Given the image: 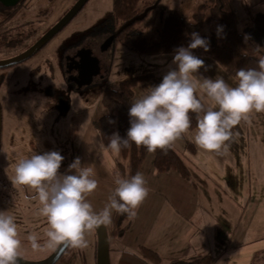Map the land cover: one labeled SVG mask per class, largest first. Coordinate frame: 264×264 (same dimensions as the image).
Here are the masks:
<instances>
[{"label":"rangeland","instance_id":"374dc122","mask_svg":"<svg viewBox=\"0 0 264 264\" xmlns=\"http://www.w3.org/2000/svg\"><path fill=\"white\" fill-rule=\"evenodd\" d=\"M77 0H40L36 7L43 3L48 13L41 27L37 22L29 24L40 33L57 23ZM207 0H158L157 6L143 19L139 26L144 30L148 41L160 38L163 17L169 9H176L190 21L193 14ZM238 14L239 25L249 19V13L264 12L262 0H230ZM258 1V4H254ZM33 10V8H32ZM35 11L29 12L35 17ZM113 14V0H88L83 9L66 25L26 66L0 68L4 77L0 80V101L2 105L3 123L0 148V211H9L17 220L19 239L22 242L20 255L30 261H38L52 254L60 242L50 243L46 235L49 224L46 217L39 214L41 207L35 189L24 185H14L16 162L32 154H43L48 151H58L64 159L59 169L60 174H74L68 171V166L79 157L84 167L94 170V178L98 181L96 190L87 196V201L93 209L104 207L105 199L99 196L97 190L107 187V178L113 185L116 179L115 168L118 161L124 167H119L122 176L129 173L130 161L121 151L117 154L107 150L100 137L94 121L108 113L102 99L107 87L119 89L124 79L153 73L157 79L147 80L135 89V96L129 102L142 97L150 87L158 85L163 76L176 67L172 63L175 53L139 54L118 43L107 50H101V44L107 38L106 33H95V26L106 21ZM8 25L0 23V59L10 56L4 52L3 46L10 32ZM218 22L206 24L201 37L209 41V49L197 48L192 53L204 60L198 77L215 79L221 76L235 87V78L215 60L210 50L211 33H217ZM7 29V30H6ZM30 32V35H31ZM3 34L6 36L3 37ZM36 37L30 39L34 41ZM91 42V49L102 62L101 70L106 78L97 76L91 85L78 89L75 83L68 82L65 67L61 61L73 57L83 46ZM90 45V44H88ZM64 47V48H63ZM62 58V60H61ZM38 66V67H37ZM50 89L52 91H50ZM235 141L229 142L227 153L220 155L215 152L197 148L192 137L196 128L190 129L178 138L172 147L178 150L195 168L204 171L211 180L214 190L232 193L238 198L245 209L255 204L264 207V190L261 189V178H254L255 169L264 173V113L252 112L249 121H241L235 127ZM193 146L194 150L190 148ZM177 151V152H178ZM179 153V154H180ZM153 154L146 156L141 173L153 175ZM152 169V171H150ZM155 169V166H154ZM156 171V169H155ZM194 173L197 171L194 170ZM256 171V172H257ZM161 175L164 179L154 180L155 190L163 191L160 200L162 205L172 207V204L187 209L186 200L192 203L198 201L195 191L205 188L202 182H197L195 175L185 178L181 175ZM179 174V173H178ZM191 179V183L189 182ZM209 181V180H208ZM150 185V184H149ZM113 189V188H112ZM191 196V197H190ZM92 197H95L93 199ZM100 197V198H99ZM104 199V200H103ZM101 201V202H99ZM108 202V198L106 199ZM223 207H229L225 199ZM195 213L192 210V217ZM130 220V219H129ZM111 228V223L108 224ZM246 232H243L245 234ZM256 243L264 241V230H256ZM37 235L39 247L33 248L27 237ZM90 233H86L87 239ZM110 236V233H109ZM251 238V236H250ZM93 245V240H90ZM97 242V239L95 240ZM87 257L86 248H77L76 253ZM141 253V252H140ZM142 254V253H141ZM63 262V261H58ZM66 264V263H58Z\"/></svg>","mask_w":264,"mask_h":264},{"label":"clouds","instance_id":"9594fccd","mask_svg":"<svg viewBox=\"0 0 264 264\" xmlns=\"http://www.w3.org/2000/svg\"><path fill=\"white\" fill-rule=\"evenodd\" d=\"M222 30L218 26L217 34ZM198 47L207 51L209 41L193 32L188 46L175 51L172 63L176 67L158 85L132 101L126 137L119 133L110 137L108 147L113 152L118 154L130 142L150 153L158 149L166 152L190 131V113H194L197 126L193 143L197 148L223 155L229 142L235 141L233 129L241 121H249L252 112L264 113V55L257 57V67L236 72L233 87L221 76L211 79L195 75L205 64L191 51ZM63 159L58 151L21 158L12 178L14 185L36 190L41 205L39 214L46 217L50 226L46 233L50 243L67 242L71 247L85 248L86 233L110 224L113 211L127 215L130 220L136 217L137 209L149 194L143 173L126 178L117 176L109 202L97 213L87 201L98 186L94 170L82 166L77 157L68 166V171L74 170V174H60ZM27 239L34 249L39 247L37 235L30 234ZM21 245L16 216L0 211V264H19Z\"/></svg>","mask_w":264,"mask_h":264},{"label":"crops","instance_id":"0c3cea01","mask_svg":"<svg viewBox=\"0 0 264 264\" xmlns=\"http://www.w3.org/2000/svg\"><path fill=\"white\" fill-rule=\"evenodd\" d=\"M262 2L264 6V0ZM254 4H258V1ZM238 26L240 31L261 44L264 50V30L261 29L264 27V12H250L247 22L240 26L238 21ZM181 157L191 170L192 180L194 181V175L197 173L196 181L205 185L204 189L195 191L198 201L192 203L187 199L188 207L185 211L173 204L172 207L162 205L160 200L163 191L155 190V184L159 179H164L161 175H175L174 172H177L161 174L157 173L153 166L154 178L152 174H143L149 194L137 209L136 217L128 223V230L122 235H114L108 227L111 264H153L138 254L140 246L157 251L165 263L173 260L190 261L208 256L209 264H264V241L256 243L253 233L256 230H264V207L252 204L245 209L232 193L214 190L206 173L195 168L183 155ZM193 169L197 172L194 173ZM256 171L255 169L254 178L251 180L260 177L261 189L264 190V173ZM154 180L156 183H153ZM192 180L189 179V182ZM106 181L108 186L97 192L102 198H108L109 202V196L116 185H113L109 178ZM106 199L104 206L108 203ZM223 199L227 201L229 207H223ZM103 208L93 210L98 213ZM192 210L195 213L194 217ZM114 213L115 211L112 213V219ZM88 233L90 236L88 235L86 239L88 243L85 247L88 259L83 253L75 252L72 259L56 264H97L95 242L97 234L95 230ZM90 240H93V245Z\"/></svg>","mask_w":264,"mask_h":264},{"label":"trees","instance_id":"16d2710c","mask_svg":"<svg viewBox=\"0 0 264 264\" xmlns=\"http://www.w3.org/2000/svg\"><path fill=\"white\" fill-rule=\"evenodd\" d=\"M157 4L158 0H113L112 16L95 26L92 31L95 33H106L107 37L113 36L112 45L120 43L141 55L169 54L175 53L179 47H187L191 42V34L193 32L201 35L202 29L206 24L217 21L218 26H222L223 30L219 35L216 32L209 35L210 50L213 58L221 63L233 78H235V74L240 68L257 67V57L264 55L261 44L259 45L247 33L239 30L238 14L230 0H207L200 5L199 11L193 14L192 21L178 10L169 9L163 17L160 38L151 42L148 41L144 30L139 26L141 20L138 19L132 25L119 32V29L128 21L150 8L147 11L148 15ZM261 29L264 30V27H261ZM34 32H31V38L36 36L37 31L33 35ZM5 39H7L6 42H10L7 36ZM88 44L86 46H91V42ZM257 47L261 48V50L257 51ZM3 77L4 75L0 74V80ZM155 79L157 78L153 73H148L122 80L119 89L110 87L105 89L102 103L108 109V113L95 120L94 125L107 150L110 149L108 144L113 133H119L121 137H126L127 130L130 127L129 102L135 96L136 87L141 83H146L145 81L147 80ZM190 117L192 120L191 129H194L197 126L196 114L190 113ZM233 130L236 131L235 128ZM190 148L194 150L192 145ZM121 153L124 157L129 158L130 170L129 173L122 176L119 167L124 166L121 161H118V166H114L115 175L126 178L135 175L137 172L141 173L146 156L150 152L145 147H137L130 142V146L122 148ZM152 154L157 173L176 171L185 178L192 176L189 166L172 146L166 152L158 149ZM129 222L127 215H120L115 212L111 224V233L114 235L124 234L128 230ZM75 252L76 248L69 245L61 256L60 261L72 259ZM138 254L153 264L210 263L208 256L190 261L173 260L165 263L157 251L147 246H140Z\"/></svg>","mask_w":264,"mask_h":264},{"label":"water","instance_id":"95a60500","mask_svg":"<svg viewBox=\"0 0 264 264\" xmlns=\"http://www.w3.org/2000/svg\"><path fill=\"white\" fill-rule=\"evenodd\" d=\"M5 3L4 0H0ZM88 0H77L75 4L67 11V13L52 27H50L44 35H42L33 45H31L24 52L16 55L12 58L0 59V68L9 67L18 64L40 51L51 39H53L66 25H68L74 17L83 9ZM148 8L145 12L133 18L124 24L119 32L132 25L137 19H143L147 15ZM114 41L113 36H109L101 45V50H107ZM74 61L77 62V66L68 60L66 73L68 75V81L75 83L78 89H82L85 85H91L95 77L102 75V62L99 57L93 53L91 46H83L77 54L74 56ZM2 105L0 101V148L2 139ZM97 234V264H111V245L110 236L107 225H101L95 229ZM70 244L67 242H60L56 250L47 256L46 258L38 261H30L20 255L18 258L19 264H56Z\"/></svg>","mask_w":264,"mask_h":264},{"label":"flooded vegetation","instance_id":"af4514ba","mask_svg":"<svg viewBox=\"0 0 264 264\" xmlns=\"http://www.w3.org/2000/svg\"><path fill=\"white\" fill-rule=\"evenodd\" d=\"M4 1H5V3L0 1V22L3 23V24H7L8 25L7 29L10 30V32L8 33L10 35V45L9 44H5L3 46V48H6V49H4V52H9L10 51V56L6 57V58H12V57H15L16 55L24 52L25 50H27L42 35H44L46 33V31L48 29L43 31L42 33H40V31H41V28H40L37 31V34H36L37 38L34 41H32V42L30 41V39H31V35H30L31 30L29 28V24L37 22L38 24L40 23L42 25V22H44V18L46 17V15L48 13V8L43 3H40L36 7V3L39 2L40 0H4ZM32 8H33V10H32ZM35 10H36L35 17H30L29 16V12H32V11H35ZM40 24H39V27H41ZM50 27H52V26H50ZM4 36H6V34H3V37ZM40 51H38L32 57H30V58H28V59H26V60H24V61H22V62H20L18 64H20V66H26V61L27 60L30 61ZM74 56L73 57L69 56V57L65 58L64 61L61 58V60H62L61 63L63 62V65L65 67V69H64L65 72H66L67 61L68 60L73 64L74 67L77 66V62L74 61V59H73ZM6 58H3V59H6ZM16 65L17 64L12 65V66H16ZM12 66H10V69H11ZM66 76L68 78V75H66ZM100 77L102 79L106 78L104 73H103V71H102V75ZM50 91H52V90L50 89Z\"/></svg>","mask_w":264,"mask_h":264}]
</instances>
